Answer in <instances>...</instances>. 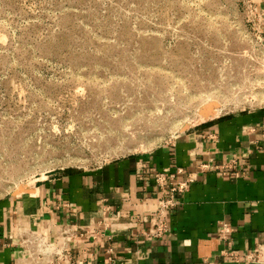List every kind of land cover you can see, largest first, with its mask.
<instances>
[{"label":"rangeland","instance_id":"obj_1","mask_svg":"<svg viewBox=\"0 0 264 264\" xmlns=\"http://www.w3.org/2000/svg\"><path fill=\"white\" fill-rule=\"evenodd\" d=\"M257 25L248 0H0V201L264 107Z\"/></svg>","mask_w":264,"mask_h":264},{"label":"crops","instance_id":"obj_2","mask_svg":"<svg viewBox=\"0 0 264 264\" xmlns=\"http://www.w3.org/2000/svg\"><path fill=\"white\" fill-rule=\"evenodd\" d=\"M251 1L264 11V0ZM162 170L188 186L156 239L147 231L163 194L153 174ZM37 236L67 244L74 264H264V107L201 122L146 154L62 171L0 201V264H36Z\"/></svg>","mask_w":264,"mask_h":264},{"label":"built area","instance_id":"obj_3","mask_svg":"<svg viewBox=\"0 0 264 264\" xmlns=\"http://www.w3.org/2000/svg\"><path fill=\"white\" fill-rule=\"evenodd\" d=\"M248 2L250 13L257 19L259 30L258 40L262 44V49L264 51V11L257 10L251 0H248ZM153 179L160 189H162L163 194L158 198L155 209L149 219L147 234L157 239L166 233L168 229L166 218L167 211L171 210L179 203L178 196L187 188L188 181H176L174 180V174L166 170L155 172L153 174ZM229 231L230 228L223 224L219 230V236L224 238ZM69 236L68 230L62 225L59 231V237L66 240ZM36 239L38 240L35 250L38 258L36 264H74L67 244L63 243L61 246H53L43 236H37ZM246 258L249 261L252 260L253 253L247 254Z\"/></svg>","mask_w":264,"mask_h":264},{"label":"bare ground","instance_id":"obj_4","mask_svg":"<svg viewBox=\"0 0 264 264\" xmlns=\"http://www.w3.org/2000/svg\"><path fill=\"white\" fill-rule=\"evenodd\" d=\"M199 114H200V113H199ZM201 114H203V113H201ZM205 114H206V113H205ZM214 115H215V114H214ZM198 116H199V115H198ZM198 116H197V117H198ZM202 116L207 118V116H206V115L204 116V114H203ZM202 116H201V118L199 119L200 122H201V119L203 118ZM209 117H210V116H209ZM206 118H204V119H206ZM197 119H198V118H197ZM197 119L194 120V121H189V123H187V124H190V125H191L192 123L194 124V123L197 121ZM199 120H198V121H199Z\"/></svg>","mask_w":264,"mask_h":264}]
</instances>
